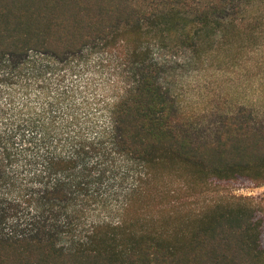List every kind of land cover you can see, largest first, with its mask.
Masks as SVG:
<instances>
[{
	"label": "trees",
	"instance_id": "1",
	"mask_svg": "<svg viewBox=\"0 0 264 264\" xmlns=\"http://www.w3.org/2000/svg\"><path fill=\"white\" fill-rule=\"evenodd\" d=\"M97 50L119 61L123 91L108 110L111 129L61 146L53 128L35 126L22 165L50 208L67 189L78 195L80 160L93 147L110 144L142 171L116 220L97 222L69 248L57 227L0 234V264H264V197L232 192L239 183L264 187V125L254 105H233L199 137L178 121L163 77L167 56L188 66L244 57L264 64V0H0V94L6 85L10 105L15 87L28 90L23 79L38 80L41 58L67 64ZM4 161H17L9 144L0 146V168Z\"/></svg>",
	"mask_w": 264,
	"mask_h": 264
},
{
	"label": "rangeland",
	"instance_id": "2",
	"mask_svg": "<svg viewBox=\"0 0 264 264\" xmlns=\"http://www.w3.org/2000/svg\"><path fill=\"white\" fill-rule=\"evenodd\" d=\"M177 58L176 61L167 56L170 64L163 77L165 85L172 88L179 122L193 126L197 135L203 137L210 127L223 121L233 105L253 104L256 122L264 125V95L258 91L264 81V64L259 65L254 57H244L234 66L220 67L216 63L188 66L182 55ZM50 63L49 59L41 58L36 67L38 80L23 79L19 85L28 86V90L15 87L11 105L8 95L12 92L6 85L1 88L0 146L9 144L17 161L12 165L4 161L0 168V219L4 220L0 234L57 227L62 234L61 244L69 248L86 239L97 222L118 218L123 192L132 188L142 169L129 165L110 144L93 147L90 152L84 151L80 160L86 169L81 174L83 185L76 192L77 198H72L76 190L67 189L68 199L54 202L56 208L43 206L41 195L45 190L33 185L31 170L22 165L26 157L23 154H30L27 142L38 138L32 129L41 125L53 128L54 145L90 144L111 129L108 110L123 91L117 83L121 81L119 61L104 52H83L67 64ZM66 150L67 155L70 149ZM35 165L42 169L40 162ZM36 181L41 182L37 178ZM42 182L47 183L48 179ZM232 192L264 197V187L254 188L247 183L237 184Z\"/></svg>",
	"mask_w": 264,
	"mask_h": 264
}]
</instances>
